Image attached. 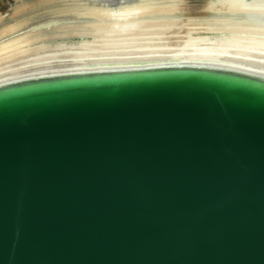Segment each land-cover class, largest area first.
Returning <instances> with one entry per match:
<instances>
[{"label":"water","instance_id":"95a60500","mask_svg":"<svg viewBox=\"0 0 264 264\" xmlns=\"http://www.w3.org/2000/svg\"><path fill=\"white\" fill-rule=\"evenodd\" d=\"M0 264H264V81L158 69L1 88Z\"/></svg>","mask_w":264,"mask_h":264},{"label":"bare ground","instance_id":"6f19581e","mask_svg":"<svg viewBox=\"0 0 264 264\" xmlns=\"http://www.w3.org/2000/svg\"><path fill=\"white\" fill-rule=\"evenodd\" d=\"M0 16V89L50 79L202 69L264 81V0H37ZM59 21L50 28L38 26ZM4 22V21H3ZM2 22V23H3Z\"/></svg>","mask_w":264,"mask_h":264},{"label":"rangeland","instance_id":"374dc122","mask_svg":"<svg viewBox=\"0 0 264 264\" xmlns=\"http://www.w3.org/2000/svg\"><path fill=\"white\" fill-rule=\"evenodd\" d=\"M189 10H191L192 15H200L202 14V8L206 2V0H187ZM31 3H35V9L39 10L41 5L37 3V0H0V16H3V23L1 24L6 25V27H10L18 18L27 15H16L17 8L20 6H27ZM59 21H53L46 24H42L38 26L39 28H50L57 24Z\"/></svg>","mask_w":264,"mask_h":264}]
</instances>
